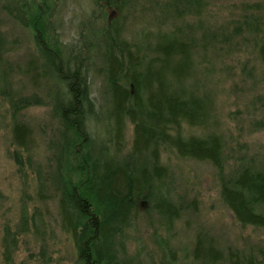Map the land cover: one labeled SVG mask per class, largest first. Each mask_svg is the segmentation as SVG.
<instances>
[{"label":"trees","instance_id":"1","mask_svg":"<svg viewBox=\"0 0 264 264\" xmlns=\"http://www.w3.org/2000/svg\"><path fill=\"white\" fill-rule=\"evenodd\" d=\"M132 1L96 0L95 5L125 11ZM206 3L145 0L142 15L151 18L152 27L157 28L154 34H136L129 41L123 26L111 21L100 31H92V38H85L87 46L82 42L69 47L54 39L56 9L47 0H19L13 10L4 5L8 15L31 31L36 41L39 60L31 64L33 83L53 84L49 94L59 126L48 146L49 161L38 164L33 130L19 115L40 103L33 96H18L9 84L13 72L1 68L8 44L0 30V97L11 103L13 118L10 159L19 174L32 176L40 201L52 200L53 195L59 202L61 229L71 239L75 264H144L139 260L142 254L129 252L142 199L156 212L160 229L169 230L181 219L182 207L169 197L173 186L161 160L163 147L180 159L211 164L221 173V194L236 221L264 230V161L240 156L241 167L224 177L225 136L217 132L186 136V128L211 131L215 101L206 83L211 66L208 54L209 50L220 54L230 43L222 31L202 32L187 23L189 17L204 15ZM242 21V27L235 28V38L243 29L250 34L255 30L258 36L264 32V13ZM257 53L263 64L264 37ZM96 57L99 66H94ZM95 70L104 77L99 97L89 82ZM250 107L260 112L251 128L264 131V96L254 99ZM127 125L133 127L129 149L125 145ZM31 229L34 235L40 234L42 218L36 216L32 223L23 209L18 235L27 236ZM154 230L161 251L158 264H264L262 250L224 253L201 233L185 249L183 263L177 251L161 239L159 229ZM6 236L4 258L6 264H13L18 237L9 230Z\"/></svg>","mask_w":264,"mask_h":264},{"label":"rangeland","instance_id":"2","mask_svg":"<svg viewBox=\"0 0 264 264\" xmlns=\"http://www.w3.org/2000/svg\"><path fill=\"white\" fill-rule=\"evenodd\" d=\"M96 0H47L55 9V21L58 22L54 39L65 47L79 43L85 45V38L93 32L100 31L111 21H117L125 29L124 37L133 41L136 34L150 35L157 28L151 25V18L142 15L145 0H134L128 12L118 8L104 10ZM19 0H0L1 32L8 44L2 69H12L13 76L9 84L13 85L18 96L35 97L39 105L21 110L19 119L33 130L35 160L38 164L49 161V143L58 130V122L53 116V102L49 91L53 84L33 83L31 64L39 60L34 37L20 23L12 19L4 5L13 10ZM204 15L187 18V23H194L200 31L217 30L226 33L228 48L216 54L209 50L210 70L206 73V83L210 96L214 98L211 116V131L186 128V136L217 132L225 136L227 158L223 176H232L241 162L240 156L264 161V131H256L251 125L259 118L250 103L264 96V63L259 62L258 44L264 37L251 30L235 38V28L242 27L243 19L261 17L264 13V0H207ZM125 14V16H123ZM103 17L100 20V17ZM100 20V22H99ZM89 28V29H86ZM242 29V28H241ZM239 35V32L236 31ZM199 34V33H198ZM142 35V36H143ZM200 35V34H199ZM91 37V36H90ZM92 38V37H91ZM80 41V42H79ZM87 41V40H86ZM94 42L90 39L89 42ZM94 66H99L96 58ZM90 76L94 95L99 97L104 77ZM1 94V93H0ZM53 98V97H52ZM51 100V101H50ZM262 112V111H261ZM258 121V120H257ZM12 107L8 99L0 97V264H6L4 242L6 230L18 237L17 249L13 253V264H75L76 255L71 239L61 229L59 202L52 195V200L38 199L37 184L31 175H22L10 159L13 153ZM133 127H126V147H131ZM126 149V150H127ZM161 160L169 170L172 184L171 197L182 207L180 220L173 222L169 230L160 229L159 222L145 200L138 202L140 217L137 226L131 230L133 240L129 249L131 254H142L139 260L144 264H158L161 251L154 239V229H159L160 237L172 250L177 251L183 261L185 249L192 246L198 234L212 238L224 253L229 249L258 253L264 251V230L240 225L231 213L221 194V173L206 162L180 159L172 149L160 150ZM48 163V162H47ZM26 209L28 220L33 223L36 216L42 218L44 229L34 235V230L27 236L18 235L22 220V211Z\"/></svg>","mask_w":264,"mask_h":264}]
</instances>
